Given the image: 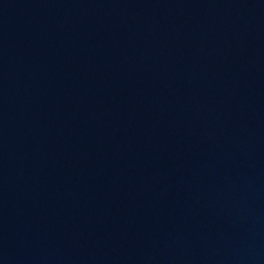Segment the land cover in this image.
I'll return each instance as SVG.
<instances>
[{
	"label": "water",
	"instance_id": "95a60500",
	"mask_svg": "<svg viewBox=\"0 0 264 264\" xmlns=\"http://www.w3.org/2000/svg\"><path fill=\"white\" fill-rule=\"evenodd\" d=\"M0 264H264V0H0Z\"/></svg>",
	"mask_w": 264,
	"mask_h": 264
}]
</instances>
